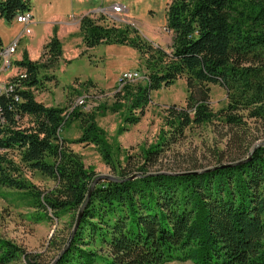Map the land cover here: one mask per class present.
<instances>
[{
	"label": "trees",
	"instance_id": "obj_1",
	"mask_svg": "<svg viewBox=\"0 0 264 264\" xmlns=\"http://www.w3.org/2000/svg\"><path fill=\"white\" fill-rule=\"evenodd\" d=\"M26 10L29 0H0V18L6 21ZM166 26L173 34L170 52L137 38L130 41L146 56V77L132 85L138 115L130 114L126 123L140 120L152 91L179 78H185L189 93L185 107L168 109V129L145 151L147 164L190 125L214 115L208 106L210 84L226 91L221 118L227 123L239 122L236 111L264 122V0H172ZM81 31L90 48L112 33L86 16ZM61 55L59 40L50 38L42 59L16 61L20 73L10 79V89L0 92V187L25 192L48 220L68 213L77 223L51 264H264V145L234 166L183 173L139 167L142 173L133 179L121 173L118 180H99L91 188L94 173L61 136L63 109L44 105L34 94L50 80L42 71ZM45 57L50 65L41 62ZM76 111L70 116L85 123L80 140L101 147L93 118ZM24 168L51 178L54 187L34 188L22 176ZM16 257L35 264L30 253L0 242V264Z\"/></svg>",
	"mask_w": 264,
	"mask_h": 264
},
{
	"label": "rangeland",
	"instance_id": "obj_2",
	"mask_svg": "<svg viewBox=\"0 0 264 264\" xmlns=\"http://www.w3.org/2000/svg\"><path fill=\"white\" fill-rule=\"evenodd\" d=\"M29 1L30 10L18 13L11 21L0 18V92L10 89V79L20 73L16 61L23 58L39 61L46 43L56 37L62 55L48 70L42 71L50 80H44L42 87L34 91L35 98L46 106L63 109L61 136L96 178L118 180L122 173L133 179L142 173L139 167L149 173H183L219 164L234 166L249 158L256 146L264 145V122L236 111L233 114L241 116L239 122L227 123L221 118L227 108L226 91L219 84H210L208 106L214 115L202 124L190 125L155 163L147 164L145 151L168 129V109L173 105L185 107L189 93L185 78H179L170 86L152 91L140 120L126 123L130 114L138 115L132 106L135 95L132 85L146 77L143 65L146 56H141L130 41L137 38L170 52L173 34L166 26V10L172 0ZM21 14L29 15L26 21L17 20ZM85 16L112 32L107 42L86 46L81 31V19ZM41 62L49 63L46 57ZM193 98H199L197 92ZM75 108L79 116L93 118L103 141L101 147L80 140L85 123L70 116ZM23 123H28L26 118ZM104 152L109 155L107 158ZM14 159L17 161V157ZM22 176L42 192L55 185L51 178L36 171L24 168ZM24 194L0 187V242H9L30 253L35 264H51L75 230L76 222L72 223L68 213L54 217L50 210L47 213L53 218H44V212L35 208ZM5 264L27 263L23 257H16Z\"/></svg>",
	"mask_w": 264,
	"mask_h": 264
},
{
	"label": "water",
	"instance_id": "obj_3",
	"mask_svg": "<svg viewBox=\"0 0 264 264\" xmlns=\"http://www.w3.org/2000/svg\"><path fill=\"white\" fill-rule=\"evenodd\" d=\"M264 144V143H263ZM259 146V145H258ZM258 146H256L255 148H257ZM132 178V177H131ZM116 180V179H114V178H110V177H103V176H100V177H97L94 181H93V183H92V186H91V188H93V186L97 183V181L98 180ZM81 213V212H80ZM79 216H80V214H79ZM78 219H79V217H78ZM77 224V223H76Z\"/></svg>",
	"mask_w": 264,
	"mask_h": 264
},
{
	"label": "built area",
	"instance_id": "obj_4",
	"mask_svg": "<svg viewBox=\"0 0 264 264\" xmlns=\"http://www.w3.org/2000/svg\"><path fill=\"white\" fill-rule=\"evenodd\" d=\"M116 10H118V8H116ZM28 17H29L28 14H21V15L17 16V20L19 22L26 21ZM10 50L12 51L13 47H11Z\"/></svg>",
	"mask_w": 264,
	"mask_h": 264
}]
</instances>
